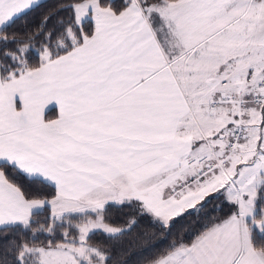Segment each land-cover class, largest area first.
I'll list each match as a JSON object with an SVG mask.
<instances>
[{
    "label": "snow or ice",
    "instance_id": "1",
    "mask_svg": "<svg viewBox=\"0 0 264 264\" xmlns=\"http://www.w3.org/2000/svg\"><path fill=\"white\" fill-rule=\"evenodd\" d=\"M0 264H264V0H0Z\"/></svg>",
    "mask_w": 264,
    "mask_h": 264
},
{
    "label": "trees",
    "instance_id": "2",
    "mask_svg": "<svg viewBox=\"0 0 264 264\" xmlns=\"http://www.w3.org/2000/svg\"><path fill=\"white\" fill-rule=\"evenodd\" d=\"M55 3V0H47V5H51V4H54ZM41 10H37V12L33 13L29 19L32 20V19H35V20H38L39 19V13H40ZM54 114V112H50L49 113V117L52 116ZM185 221H180L178 222L177 224V228L180 226V224L184 223ZM150 226L146 223V222H141V224L139 225V227L134 230L131 235H129L127 238H126V241L125 243H127L128 241H132L135 239V237L137 236V233L138 232H143V231H150ZM137 245H139L140 243H142V241H136Z\"/></svg>",
    "mask_w": 264,
    "mask_h": 264
},
{
    "label": "crops",
    "instance_id": "3",
    "mask_svg": "<svg viewBox=\"0 0 264 264\" xmlns=\"http://www.w3.org/2000/svg\"><path fill=\"white\" fill-rule=\"evenodd\" d=\"M54 116H55V113L52 116H50V118H54Z\"/></svg>",
    "mask_w": 264,
    "mask_h": 264
}]
</instances>
